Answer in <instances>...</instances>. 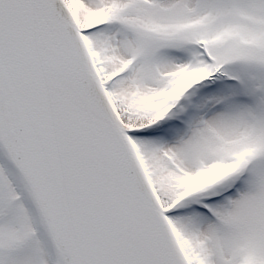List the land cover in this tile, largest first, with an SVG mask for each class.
I'll list each match as a JSON object with an SVG mask.
<instances>
[{
	"label": "snow or ice",
	"instance_id": "6c2138e0",
	"mask_svg": "<svg viewBox=\"0 0 264 264\" xmlns=\"http://www.w3.org/2000/svg\"><path fill=\"white\" fill-rule=\"evenodd\" d=\"M0 264H264V0H0Z\"/></svg>",
	"mask_w": 264,
	"mask_h": 264
}]
</instances>
